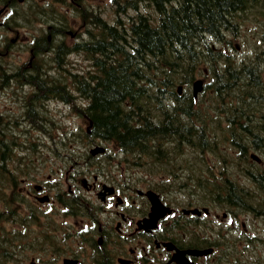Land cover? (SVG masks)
<instances>
[{"label": "trees", "instance_id": "trees-1", "mask_svg": "<svg viewBox=\"0 0 264 264\" xmlns=\"http://www.w3.org/2000/svg\"><path fill=\"white\" fill-rule=\"evenodd\" d=\"M75 2L78 5L67 7L70 16L83 24L86 38L71 46L66 39L55 43L57 67L52 72H39L34 64L41 63L33 62L22 74V66L9 70L0 57V87H17L22 79L36 84L23 92L24 118L22 97L18 101L20 112L0 114V264H21L22 260V229L18 225L22 197L17 188L22 170H14L16 165L4 161L18 160L22 144L32 142L21 128L22 122L46 130L47 118L35 105L44 97L54 94L67 101L73 96L80 98L83 106L78 115L87 126L82 130H90L92 139L111 140L133 151L137 158L145 155L155 162L169 159L181 165L173 154L177 155L182 146L207 148L212 137L209 128L220 127L216 123L206 125L199 118V111L210 109V103L205 102L210 99L203 96L211 91L218 115H226L225 120L249 132L247 138L252 137L255 144H264V82L257 64H264V50L256 53V57L260 55L256 63V57L246 63L244 58L226 52L236 48L233 40L239 36L244 13L264 18V0H105L106 7L121 13L114 12L111 21L102 16V7L93 5L94 0ZM261 39L264 41V30ZM44 47L48 46H35L34 53L40 56ZM71 50L89 57L92 68L68 69L65 56ZM57 68L58 74H54ZM203 73L209 83L194 99L191 85ZM226 101L227 108L221 107ZM186 164L184 161L182 167ZM227 168L222 169L216 186L220 201L248 205L253 215H258L260 211L248 204L253 194L228 178ZM170 171L176 174V167ZM258 185L264 193V174L259 176ZM13 216L16 225L8 227ZM262 241L250 240L254 244ZM236 261L233 264H249V260Z\"/></svg>", "mask_w": 264, "mask_h": 264}, {"label": "flooded vegetation", "instance_id": "flooded-vegetation-1", "mask_svg": "<svg viewBox=\"0 0 264 264\" xmlns=\"http://www.w3.org/2000/svg\"><path fill=\"white\" fill-rule=\"evenodd\" d=\"M32 2L0 0V27L9 25V18L17 13L22 24L33 7ZM12 6L17 8V13ZM55 11L49 19L44 18L40 29L28 31V35H22V30L10 38L2 33L6 51L0 50V54L10 52V40L15 44L20 42L22 74L38 55L34 53L35 46L29 48L32 41L37 47L48 46L41 54L50 65L44 64L43 69L35 65L44 73L53 71L57 59L54 44L67 40L66 34L75 41L71 22H65L67 16L60 17L59 10ZM58 71L59 68L56 74ZM19 86L35 88L36 84L22 79ZM228 123V130L221 123L217 129L226 133L224 140L227 139L225 143L232 149L233 164L247 172L254 195H260L258 178L264 174V160L260 156L264 144H255L252 137L247 138L249 132ZM48 145L60 156L62 165L46 159L48 162L39 166L37 157L24 158L30 149L38 152V144L28 145L22 152V264H233L238 257L232 252L237 246L245 247L251 239L246 222L252 221L255 229L263 225L264 216L257 211L258 215H253L248 205L220 201L216 190L219 175L216 180L210 167L196 176L197 187L202 188L200 196H196L194 204L185 203L178 210V205L167 202L155 184L133 176L134 167L124 166L119 156L125 153L128 159L133 153L114 142L83 144L87 154L94 157H86L85 167L79 168H73L78 160L70 162L76 159L72 158L74 154L68 157L59 152L58 142ZM63 167H66L64 171ZM247 189L244 190L252 194ZM146 191L160 197L162 204L157 211L161 215L157 218L154 202ZM167 206L172 208L171 214H165ZM194 207L199 211L190 210ZM226 219L229 222L225 227Z\"/></svg>", "mask_w": 264, "mask_h": 264}, {"label": "rangeland", "instance_id": "rangeland-1", "mask_svg": "<svg viewBox=\"0 0 264 264\" xmlns=\"http://www.w3.org/2000/svg\"><path fill=\"white\" fill-rule=\"evenodd\" d=\"M83 1L84 3H87L86 0ZM104 1L105 0H94L93 5H96L97 2L101 3L100 7H102V9L100 11L102 16L106 19L112 20L114 17V11L109 6L106 7L107 4L106 2L104 3ZM55 2L57 3L56 0ZM63 2H65V0ZM140 10L144 11L143 5L140 6ZM24 18V22L22 23V35L23 33L24 35H28V31H32L38 26L40 16H38V14L33 11L31 12V14L26 15ZM241 18H243V22L239 29V36L236 40H233V43L239 44V46L234 51L232 50V48L227 49L229 53L234 54L237 58L249 56L255 49H264V41H262L261 39V31L264 30V18L248 12L244 13ZM9 21L13 25H18L17 28H19V26L21 25L18 13L15 15V21H12L10 19ZM12 28L14 27L11 25H7L5 28L0 27V40H3L4 37V34L2 33H6L9 37H12L17 30V28ZM75 28H78V24H76ZM19 56H22V47L20 45V42L16 44L10 42V52L9 54H6L4 56V62L6 64L13 65L16 61L20 60ZM73 57L77 62H75L74 60H69L71 61V65L73 64L74 66H76V69L82 70V67L87 66V61L84 60L82 55H73ZM41 64L44 65L45 63L42 62ZM23 89L26 92L31 88L24 87ZM21 97H24L22 96V87H0V113L7 116L20 112L21 109L18 100ZM234 99H236V97ZM227 102L228 101L220 103V106L226 107ZM214 105L215 100L214 98H212L210 100L209 108L212 109V106ZM41 107L42 105L38 103L37 108ZM49 109L50 111L48 112L42 110L40 111L41 114H44L46 116V118H49L53 121V123L50 124V122L47 120L48 123L44 125V128L47 130V132L41 130L39 127L30 125L28 122L27 124H25L26 122H22L21 128L25 129V132L30 136V139L32 141L25 144H38V148L39 150H41L39 152H36L30 149L28 151L29 154L24 158L37 157L39 166L40 164L48 162L45 161L46 159H51L54 165H62V162L59 158L60 156L56 155L52 150H50L51 147L50 145H48L56 141L58 142L60 153L67 154L68 157H71V155L74 154L75 157L72 158L76 159H71L70 162H72L73 160L79 161L75 163L73 168H79L81 166L85 167L84 159L86 157H94L89 153L87 154L88 149L85 150L83 148V144L88 143L86 138H84L85 130H82L84 129L83 126L87 127L86 122L81 116L79 117L76 115V113L72 112L68 105L59 103V105L56 106L55 101H52L49 103ZM203 110L204 109H202V111ZM202 111H199L200 118H203L206 115L209 117L213 116L212 113H207L206 110H204V112ZM22 114L24 117L26 116L24 113V109H22ZM213 120L215 123H219L218 119L214 118ZM65 130L69 131L70 140L64 137V142H60L58 133H64ZM72 130H75L74 134ZM216 131L221 132L222 130H211V132ZM22 138L26 139L24 135L22 136ZM216 140L218 141H214L212 138L209 145L206 146L207 148H204V151L198 154L194 152V149L182 146L180 152L177 155H173L177 157L179 163H184V161H186L187 164L185 166V171L178 168L176 169V174H170L169 170H174L178 163H172L169 159L167 161L159 160L155 162L151 161V159H149L147 156L139 159L134 158V156L128 157V159H126L125 153H119V156L121 157V163L124 166L128 164L134 167V177L146 179L147 182L155 184L157 186V189L163 193L165 200L172 205H178V210H180L181 206H183L185 203L191 202L192 204H194L196 196H200L202 188L199 189L197 187L196 181L192 180V178L196 177L197 175L196 168L199 165L201 167L209 166L211 169V174L214 173L217 180V175L219 174L220 170L224 168L223 164L233 163V160H235V157L231 151V147H229V144L227 145V143H225L227 139L224 140L223 135H221V138H217ZM18 154L20 155V158L17 160V162L20 167L16 166L15 168L19 167L22 170V150L18 151ZM260 156L264 160V152ZM226 160H228V162ZM70 162H67L65 164H69ZM62 169L64 171L66 167H63ZM235 170L237 169L234 168L233 171ZM241 172L242 170L239 169V173ZM88 174L89 173H87L86 175ZM19 176L20 178H22V175L19 174ZM239 176L242 178L241 181L243 185L248 186V188L250 189L249 192H253L252 190L254 186L250 183V181L246 180L244 177H242V175ZM138 185L140 186L141 184L138 183ZM41 216L43 215L41 214ZM226 222L228 223L229 219L224 220L223 226L225 227L227 226ZM234 224H236V221H234ZM246 228L247 231H250V235H252L254 232L260 239L264 237V225H262L260 229H255L250 223L246 222ZM234 232L236 233V230H234ZM19 250L22 251V248H20ZM242 250L245 252L244 257L248 258L249 264L252 261L254 262L255 259H260L259 264H264V241L260 242L259 244L250 243L246 245V247ZM20 263L22 264V260ZM27 264H29V262H27Z\"/></svg>", "mask_w": 264, "mask_h": 264}, {"label": "water", "instance_id": "water-1", "mask_svg": "<svg viewBox=\"0 0 264 264\" xmlns=\"http://www.w3.org/2000/svg\"><path fill=\"white\" fill-rule=\"evenodd\" d=\"M200 85H201V81L200 80H196L193 83V91H194V93H196L200 89ZM158 206H160L159 205V202L158 201H155V203H154V212H155V216L156 217L159 216V215H161V213L157 211Z\"/></svg>", "mask_w": 264, "mask_h": 264}, {"label": "bare ground", "instance_id": "bare-ground-1", "mask_svg": "<svg viewBox=\"0 0 264 264\" xmlns=\"http://www.w3.org/2000/svg\"><path fill=\"white\" fill-rule=\"evenodd\" d=\"M13 1V0H12ZM115 13H117V14H121L120 12H118V10L116 9V8H113L112 9ZM66 41V43H68V41L67 40H65ZM69 44V43H68ZM73 50H71V51H68V52H72ZM68 52H67V54H68ZM73 52H77V51H73ZM67 54H66V56H65V60H67V62L68 63H66L67 64V66H69V65H71V61L69 60V58L67 57ZM87 57V56H86ZM73 65V64H72ZM74 67H76V66H74ZM10 69H12L11 67H9V70ZM8 70V71H9ZM158 97V96H157Z\"/></svg>", "mask_w": 264, "mask_h": 264}]
</instances>
